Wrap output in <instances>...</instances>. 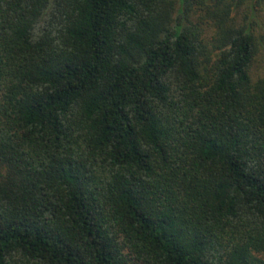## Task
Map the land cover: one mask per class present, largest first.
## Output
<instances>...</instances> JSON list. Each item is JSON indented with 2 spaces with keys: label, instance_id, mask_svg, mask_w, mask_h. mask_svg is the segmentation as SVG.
Instances as JSON below:
<instances>
[{
  "label": "trees",
  "instance_id": "1",
  "mask_svg": "<svg viewBox=\"0 0 264 264\" xmlns=\"http://www.w3.org/2000/svg\"><path fill=\"white\" fill-rule=\"evenodd\" d=\"M264 0H0V264H264Z\"/></svg>",
  "mask_w": 264,
  "mask_h": 264
},
{
  "label": "rangeland",
  "instance_id": "2",
  "mask_svg": "<svg viewBox=\"0 0 264 264\" xmlns=\"http://www.w3.org/2000/svg\"><path fill=\"white\" fill-rule=\"evenodd\" d=\"M256 21L260 24L262 35L258 38L255 54L250 65V75L255 82L257 80H264V9L258 12Z\"/></svg>",
  "mask_w": 264,
  "mask_h": 264
}]
</instances>
